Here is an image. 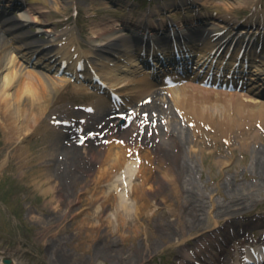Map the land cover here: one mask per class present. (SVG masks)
Wrapping results in <instances>:
<instances>
[{"label":"bare ground","instance_id":"1","mask_svg":"<svg viewBox=\"0 0 264 264\" xmlns=\"http://www.w3.org/2000/svg\"><path fill=\"white\" fill-rule=\"evenodd\" d=\"M80 1L89 4V16H92L94 14L92 3L95 0H28L22 4L23 11H21L20 16H9L6 13L0 18V25L5 30L10 28L12 41L8 43L6 36L0 38V117L3 118L2 125L5 130V138H8L9 142H17L21 138L25 139L29 135H36L41 132L40 125L44 120L46 110L50 107L53 94L58 93L62 87H66L70 82V79L65 76L56 78L55 75L49 72V69L55 66L60 55L68 57L67 61L75 59L79 62L84 59L87 62V67L83 72L86 74L92 71L95 66L117 91L127 97L129 103L134 102L135 98L144 94L152 96L150 103L142 105L143 108H146V111L151 112L152 118L145 124L144 128L137 129L136 124L133 125L135 127L133 130H138V134L146 133V136H144L146 139L142 140L141 143H137V147L142 146L148 140H152L163 153V163L159 164H169V161H172L177 169L175 178L186 182L187 185L192 183L195 170L184 148L186 149L188 145L192 150L194 146L192 138L199 135L198 131L205 130L201 123L213 126L228 141L232 139L231 135L236 128L255 127L256 129L253 132L247 131V133H253V135H248L245 139H238L242 147L250 141L248 138L262 135L261 132H264V94L262 95L256 89V86L248 83L239 89L235 88V90L206 87L195 82L196 76L188 74V80L185 83L167 88L169 92L167 96L159 95L161 88H157L156 84L161 82L150 80L148 75H140L141 70L138 68V63L135 62L136 56L133 54L135 44H132L133 40L131 38L122 33V30L126 28L136 30L138 34L142 35L146 32H157L159 38L163 40L166 38V28L178 27L191 39L197 42L202 41L205 46L208 45L212 48L221 41V39H218L216 43H212L214 42L212 38H214L217 31L216 25L224 26L223 23H225L235 29L240 24V32L245 33L246 28L248 31L252 30L250 26H253L254 23L264 24L262 0H233L228 3H221L217 0H162V3L149 10L139 8L136 0H112L116 5H119L120 17L113 18L112 15H109L105 16L101 22L90 20L88 25L92 34L86 37L89 45L87 48L84 47L85 45L79 38L78 26L68 25L59 30L58 20L54 14V11L61 9L60 6L65 8L64 3L77 5ZM245 9H253L252 17L247 18L245 21L237 20L234 13ZM214 10L217 11L216 14L213 13ZM155 16H160L161 19H155ZM197 21V26L190 25ZM33 22L38 26V32L46 35V39L37 38V34L33 35L27 31L18 32V28ZM17 39H19L20 45H18ZM59 44H61L60 48L58 47ZM11 49L21 50L23 63H17L15 57H13L14 55L10 56ZM38 50H41V53L43 52V57L35 61L36 65H33L35 68H29L32 57ZM116 56H119V58H116ZM68 67L75 69L73 65ZM72 88L78 94L86 90L82 82L73 83ZM146 95L145 97H147ZM101 103L107 104V99H101ZM183 120L195 122L198 131L196 129L192 133L186 131ZM127 130L122 137L124 135L128 137L129 131ZM129 135H131V132ZM135 136L133 138L137 142L139 136ZM72 137V135L57 132V134H49L37 151H35V146H33L32 151L30 146L24 147L21 145V148L18 149L17 155L20 159L18 166L21 167L18 169L22 170L24 164L26 168H28V164L32 167L31 162L38 160L45 164V169H42L40 174L41 178L44 177L43 182L36 183L43 194L56 193L59 186H70L80 181V179L90 182L89 177L87 179L84 177V171H86L88 174L89 172H95L96 174H92V177L97 175L91 179L92 183L90 190H88L96 196L98 188L115 176V173H113L115 169L122 170L123 167H126L129 173L134 172L133 163L128 160L126 153L132 145L120 142V144L112 145V149L101 152L102 166L99 167V173H97V170L91 164L87 165L85 159L94 155V149L89 150L88 148L84 151V146L76 144ZM122 145L125 146L123 153L121 152ZM173 145L179 147L178 151L172 147ZM127 147L128 150L126 151ZM119 148L120 150L117 152ZM253 152L256 153V159L251 166L252 172L258 175L261 183L264 184V146L262 148L259 146L256 150L253 149ZM144 157L146 156H143V159ZM129 158L131 159V157ZM21 159L26 162L22 163ZM217 162L219 165L228 164L227 159H218ZM146 167L141 163L138 166L137 173H133L136 175L135 179L138 177H142V179L140 182L134 183L133 189L128 190V193L125 190L123 194L113 192L112 189V192L103 191L100 196L98 195L92 200L88 199V202L86 197L84 199L88 204L94 203L95 200L100 202L102 199L100 203L102 209L106 210L109 207L113 209L112 213L106 216V220L113 225L111 232L114 234L119 232L120 234H128V232L142 233L146 230V221L151 219L149 213L152 206L150 196L146 195V190H152L153 187L143 186L145 187L143 191L146 196L134 195L135 186L143 185L149 177L150 169ZM156 167H158V164ZM165 172L169 174L167 170ZM36 178H39V175L37 177L35 175ZM115 181L112 179L107 183L114 186ZM228 184H231V181ZM185 186L182 184V186L177 187V192L179 190L186 192V205L193 206L192 201H194V205L199 202L204 203L203 205H195L196 208L202 209L203 206H206V200L201 197L197 188L192 185ZM253 186H259V184ZM249 203L246 199H240L236 196L234 200L223 203L219 207L213 204L214 210L212 211L210 209L213 208L210 205V209L205 214H211L212 212L213 216H216L215 220L220 219L223 215L230 216L232 220L238 214L234 213V210L240 208V206L245 207ZM100 211V207L89 213L86 211L83 222L87 224L89 220L101 219ZM192 211H195V209H192ZM205 214L200 212L192 214L194 225H201L206 219V217H203ZM255 221L254 223L244 224L242 228L246 229L254 224L257 225L258 219ZM122 223L123 226L121 227ZM239 226L241 225L238 221L231 224L227 222L223 225L220 224L215 227L214 232L221 227H224V229H221V232H216L217 234L214 233V238H219L223 244L226 241L232 243L233 239L227 231L232 229L237 231ZM81 228L80 231L91 232L88 228ZM97 229L92 228L93 235L97 234ZM181 255L184 259H188L187 253L182 252ZM190 260L188 259L186 264H191Z\"/></svg>","mask_w":264,"mask_h":264},{"label":"rangeland","instance_id":"2","mask_svg":"<svg viewBox=\"0 0 264 264\" xmlns=\"http://www.w3.org/2000/svg\"><path fill=\"white\" fill-rule=\"evenodd\" d=\"M148 1H143L144 6H149L150 1ZM218 1L228 3L233 0ZM161 2L156 1L157 4ZM262 2L264 4V0ZM101 3L102 0L93 1L92 5L96 9L92 16H89V4L82 1L77 4L79 8L64 3L65 8L60 6L61 9L54 13L57 19L64 20L66 24H75L77 22L73 12L76 8L79 9V13H81L78 16V26L82 31H79V37L87 48L89 45L85 38L92 34V31L86 23L90 22V19L101 20L108 13H116L112 6ZM248 11L237 13L243 16ZM65 26H59V28L62 29ZM78 96L71 86L63 88L61 93L53 94L50 107L46 110L44 120L40 125L41 132L29 135L25 139L21 138L17 142L11 143L8 138H5L3 118L0 117V264H3L4 257L11 258L15 264H180L182 262L179 259L180 245L191 241L192 244L188 246L187 250L194 251L196 248L195 237L200 233L207 235L206 230L219 223L218 220H215L216 216H213L212 212V215L205 214L210 209V205L212 208L213 204L219 207L238 196L250 203L245 207L240 206L234 210V213H245L248 220L262 216L264 212V184L261 183L260 177L252 172L251 166L256 159V151L253 152V149L256 150L259 146L260 148L264 146V134L261 133L263 136L260 135V137L248 138L250 141L242 147L238 139H245L246 136L253 135V133L246 132L248 128L241 133L239 131L232 133V145H227V142L223 140L220 143V141L211 142L208 139L219 138L216 136L205 135L204 138H207L205 141L201 136L198 138L194 136L192 150L188 145L186 149L184 148L195 170L192 183H188V185L175 178L177 169L172 161H169V164H158V167H154L157 162H162L163 153L160 147L154 143L147 144L143 154L147 153L145 156L148 161L155 155L153 167L147 165L146 168L150 169L149 177L143 185H137L134 188L135 196H150V202H152L149 213L151 219L146 221L147 227L142 233L128 232L127 235L120 234V232L112 233L113 225L107 222L106 216L110 215L113 209L110 207L106 210L102 209L100 205L102 199L100 202L95 200L94 203L89 204L84 201L85 197L88 202V199L92 200L98 195L100 196L104 189H112L99 187L96 196L89 192L91 179L97 176L92 177L95 172L88 174L84 171V177L86 179L89 177L90 182L80 179L73 185L59 186L56 193L43 194L36 183L43 182L44 177L41 178L40 174L42 169H45V164L38 160L31 162L32 167L28 164V168H26L24 164L22 170L18 169L21 168L18 166L20 160L17 155L18 149L21 148V145L30 146L32 151L35 146V151H37L49 134H56L49 119L58 113H65L75 104L84 101ZM172 147L178 151L179 147L174 145ZM96 148L100 149L97 146ZM101 158L96 154L85 159L87 165L91 164L99 173V167L102 166ZM218 159H227L228 164L219 165ZM21 162L25 163L26 161L21 159ZM166 170L169 174L165 172ZM35 175L36 177L39 175V178L35 179ZM112 179L116 180L113 189L123 194V187L133 189L134 183L140 182L142 177L135 179V175L131 177L122 171V176L117 172ZM229 181L231 184H228ZM182 184L186 185L185 187L192 185L197 188L201 197L205 198L206 206H203L202 209L196 208L195 205L204 203L199 202L194 205V201H192L193 206L186 205V192L184 190L177 192V187ZM254 184H259V186L254 187ZM143 186L153 188L152 190L145 189L147 193L145 195ZM123 196L127 198L125 195ZM99 207L102 220L99 218L89 220V224L83 222L86 211L89 213ZM196 210L205 214L203 217L206 219L201 225H194L192 214L197 213ZM210 210L212 211L214 208ZM81 227L88 228L91 232L80 231ZM92 228H98L96 235H93ZM254 229H259V225Z\"/></svg>","mask_w":264,"mask_h":264}]
</instances>
